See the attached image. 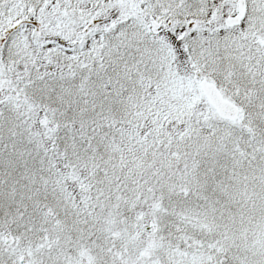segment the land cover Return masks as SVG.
<instances>
[{"label":"snow or ice","instance_id":"1","mask_svg":"<svg viewBox=\"0 0 264 264\" xmlns=\"http://www.w3.org/2000/svg\"><path fill=\"white\" fill-rule=\"evenodd\" d=\"M0 264H264V0H0Z\"/></svg>","mask_w":264,"mask_h":264}]
</instances>
